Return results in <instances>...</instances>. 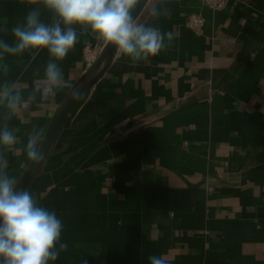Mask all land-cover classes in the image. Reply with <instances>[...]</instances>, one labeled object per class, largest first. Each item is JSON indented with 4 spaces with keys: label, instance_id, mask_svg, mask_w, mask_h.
I'll return each instance as SVG.
<instances>
[{
    "label": "crops",
    "instance_id": "crops-1",
    "mask_svg": "<svg viewBox=\"0 0 264 264\" xmlns=\"http://www.w3.org/2000/svg\"><path fill=\"white\" fill-rule=\"evenodd\" d=\"M137 21L174 33L155 57L133 65L116 55L74 107L38 177L28 189L55 211L68 244L54 264H264V0H161L167 15ZM0 0V38L29 10ZM191 13L204 17L196 31ZM42 18L48 22L50 14ZM60 63L73 84L88 67L90 32ZM47 51L5 55L9 75L27 99L43 78ZM69 89L30 101L9 127L5 151L15 179L29 159L22 149L33 127L44 133Z\"/></svg>",
    "mask_w": 264,
    "mask_h": 264
},
{
    "label": "clouds",
    "instance_id": "clouds-1",
    "mask_svg": "<svg viewBox=\"0 0 264 264\" xmlns=\"http://www.w3.org/2000/svg\"><path fill=\"white\" fill-rule=\"evenodd\" d=\"M30 7L23 19L11 28L12 43L0 38V76L9 75L5 55L18 56L28 52L33 57L46 50L48 62L27 99L16 82H0V264H54L68 248L62 242L63 224L55 211L41 206L27 189L18 187L17 180L7 172L5 151L13 150L18 138L9 122L23 111L30 101L77 89L65 80L60 63L75 49L80 32H90L117 55L127 57L135 65L155 57L172 43L174 33L140 23L133 14L141 0H20ZM161 0H153L149 14L154 18L167 15ZM49 13L46 22L42 15ZM7 26L0 32H7ZM42 130L33 127L22 149L27 158L39 163L43 157ZM149 264H170L166 254H152ZM87 264V261H83Z\"/></svg>",
    "mask_w": 264,
    "mask_h": 264
},
{
    "label": "water",
    "instance_id": "water-1",
    "mask_svg": "<svg viewBox=\"0 0 264 264\" xmlns=\"http://www.w3.org/2000/svg\"><path fill=\"white\" fill-rule=\"evenodd\" d=\"M146 2L147 0H141V4L137 7L136 12L133 14L134 18L137 19ZM116 55L117 54L115 53V49L113 47H106L103 43L96 59L72 84L73 88L78 90L79 97L73 100L70 94L71 89H69L63 96L42 136L41 152L43 153V157L39 163H34L31 160L27 162L16 178L19 188L27 190L30 188L43 169V166L68 116L89 91V89L106 73Z\"/></svg>",
    "mask_w": 264,
    "mask_h": 264
},
{
    "label": "built area",
    "instance_id": "built-area-1",
    "mask_svg": "<svg viewBox=\"0 0 264 264\" xmlns=\"http://www.w3.org/2000/svg\"><path fill=\"white\" fill-rule=\"evenodd\" d=\"M204 5L211 9H222L226 6L228 0H201ZM204 17L200 14L191 13L188 16L187 25L193 28L196 31H200L204 25ZM101 44H87L84 47V58L88 64V66L96 59L100 49Z\"/></svg>",
    "mask_w": 264,
    "mask_h": 264
}]
</instances>
